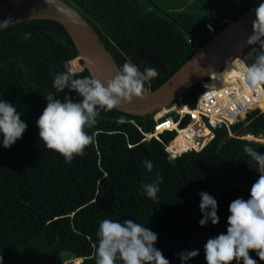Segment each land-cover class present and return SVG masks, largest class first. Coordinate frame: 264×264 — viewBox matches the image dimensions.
<instances>
[{
  "label": "trees",
  "instance_id": "trees-1",
  "mask_svg": "<svg viewBox=\"0 0 264 264\" xmlns=\"http://www.w3.org/2000/svg\"><path fill=\"white\" fill-rule=\"evenodd\" d=\"M60 1L93 28L119 69L126 60L141 71L156 69L159 75L145 83L148 92L166 82L204 44L206 37L200 36L206 23L212 22L220 31L223 22L236 21L262 0H185L176 9L162 7L156 0ZM26 34L30 35L26 38ZM75 57L70 37L55 21L30 20L0 30V100L16 106L27 124L10 148L0 145L2 264H69L71 260L95 264L97 231L105 219L121 223L132 219L156 233L154 247L169 264H181L178 253L185 249H199V255L187 264H205L204 244L226 232L229 204L237 198L248 199L259 176L256 161L244 147L264 154V146L229 138L223 128L200 151L173 157L164 150L173 132L161 134L159 141L141 142L136 125L149 132L153 117L100 110L97 123L86 129L93 143L67 163L39 140L36 121L49 94L61 102L65 95L74 102L82 99L67 88L56 93L53 87L55 74L69 73L65 64ZM255 59L248 58L247 66ZM69 69H78L75 60ZM74 76L90 75L83 70ZM198 86L182 96L191 107ZM167 117L175 115L163 119ZM242 127L243 123L236 124L231 131L237 136L264 137V113ZM144 161L153 163L151 172ZM157 176L162 182L153 200L142 193L141 185ZM202 191L217 201L216 225L199 226ZM249 255L256 264H264L255 252Z\"/></svg>",
  "mask_w": 264,
  "mask_h": 264
},
{
  "label": "clouds",
  "instance_id": "clouds-1",
  "mask_svg": "<svg viewBox=\"0 0 264 264\" xmlns=\"http://www.w3.org/2000/svg\"><path fill=\"white\" fill-rule=\"evenodd\" d=\"M254 17L251 22V35L247 38L246 43L259 45L255 62L247 66L244 58L254 48L251 47L243 55L226 61L222 68L213 72H220L232 63L238 64V61H241L245 69L242 71L244 82L241 83L240 79H237L238 83H236L239 87V94L248 95L256 92L254 89L260 88L261 95L257 105L253 106L257 101L252 102L251 106L253 107L246 110L236 121L231 120V116L225 110L222 109L218 112L217 109L220 107L213 105L202 96L200 82L205 81L208 74L196 83L199 86L193 107L185 103L181 97L162 113L149 116L153 117L155 122L153 129L149 132H144L133 121H129L137 126L136 129L143 137L141 142H149L151 139L159 141L161 134L173 132L172 140L169 144L164 145L166 153L172 155V152L167 149L172 141L180 135L184 144L195 145L182 153H173L172 156L176 157L187 152L200 151L215 139L217 130L224 128L227 130L229 138L264 146V137H256L251 133L237 136L231 131L234 125L243 123L242 128H244L254 116L264 113V87L262 86L264 84V3H260L254 10ZM10 21L9 18L8 21H4L0 25H5ZM229 23L223 22L224 27ZM218 32L216 31L213 35H207L204 32L200 37L205 36L207 40L208 37H212ZM28 35L30 34H26V38ZM158 75L159 73L154 68L148 67L141 71L137 65L127 60L116 74L104 83L93 76L74 79L75 76L71 73L55 74L53 87L56 93H61L67 88L69 91L76 92L82 99L79 102H74L71 97L65 95L64 101L61 102L53 94L45 97L47 105L36 121L39 140L43 142L46 149L60 154L65 162L70 163L75 156L83 155L84 149L93 143L94 137L89 135L86 129L94 127L97 123L96 118L99 111H110L118 107L122 101L143 98L147 94L145 83ZM170 109L172 111H169ZM172 113L175 117L163 119ZM249 115L252 117L249 118ZM20 116L16 106L0 100V136H2L0 145L5 149L15 144L27 129V124L21 120ZM212 120L214 125L211 124ZM198 122H203L204 130H202V126L196 129L195 126ZM159 124L162 125V128L157 131L156 127ZM244 152L256 161L258 179L252 184L248 199L237 198L229 204L226 232L209 238L204 244L205 264H234V262L235 264H241V262L242 264H256V261L250 257V252H255L259 259L264 261V154L248 145L244 147ZM143 165L148 172L152 171L153 163L151 161H144ZM161 182L162 177L157 176L153 182L141 185L142 193L150 199H157ZM199 196L198 207L201 213L199 226L204 227L209 222L212 225L218 224L216 199L203 191L199 193ZM157 239L156 233L132 219L125 220L123 223L105 219L100 223L97 231L95 264H117V261L120 264H169L163 253L154 247ZM198 255L199 249H185L178 253L181 264H187L189 260ZM2 261L3 257L0 256V264ZM76 261L81 262V260Z\"/></svg>",
  "mask_w": 264,
  "mask_h": 264
},
{
  "label": "water",
  "instance_id": "water-1",
  "mask_svg": "<svg viewBox=\"0 0 264 264\" xmlns=\"http://www.w3.org/2000/svg\"><path fill=\"white\" fill-rule=\"evenodd\" d=\"M260 3H264V0ZM260 3L214 36L208 37L203 45H198L195 53L161 86L147 92L143 98L122 101L114 109L141 118L158 115L201 79L222 68L226 61L243 55L251 47L254 48L244 58L247 60L256 57L259 45H249L246 41L251 35L254 10ZM9 18L11 21L0 25V30L30 20H50L60 24L77 53V57L73 59L78 66L76 71L71 72L69 69V63L73 60L66 63L67 71L73 75L86 70L90 76L104 83L119 70L93 28L74 9L60 0H4L0 2V23Z\"/></svg>",
  "mask_w": 264,
  "mask_h": 264
},
{
  "label": "built area",
  "instance_id": "built-area-1",
  "mask_svg": "<svg viewBox=\"0 0 264 264\" xmlns=\"http://www.w3.org/2000/svg\"><path fill=\"white\" fill-rule=\"evenodd\" d=\"M204 26L207 35H213L216 32L212 22L206 23ZM244 69L243 63L238 61V64L232 63L220 72L210 73L205 81L200 82L204 99L213 105L220 107L217 109L218 112L222 111V109L225 110L226 113L231 116V120L235 121L238 117L242 116L246 110L256 106L259 101V96L261 95L260 88L254 89L258 93L254 92L248 95L239 94V87L236 83H238L237 79H240L241 83L244 82V78L242 77V71ZM252 102L256 103L251 106ZM172 109L169 111H172ZM166 124H169V122H166ZM211 124L214 125L213 120ZM201 126L202 130H204L205 126L203 122H198L195 127L196 129H199ZM161 128L162 125L159 124L156 127V130L160 131ZM166 128L169 129V127ZM196 146H198L197 143Z\"/></svg>",
  "mask_w": 264,
  "mask_h": 264
},
{
  "label": "bare ground",
  "instance_id": "bare-ground-1",
  "mask_svg": "<svg viewBox=\"0 0 264 264\" xmlns=\"http://www.w3.org/2000/svg\"><path fill=\"white\" fill-rule=\"evenodd\" d=\"M195 145L193 144H184L183 141H182V136L180 135L179 137H176V139L172 142V144L168 147V151H173L172 153H181L185 150H187L189 147H194ZM182 147V148H180ZM170 151V152H171Z\"/></svg>",
  "mask_w": 264,
  "mask_h": 264
},
{
  "label": "rangeland",
  "instance_id": "rangeland-1",
  "mask_svg": "<svg viewBox=\"0 0 264 264\" xmlns=\"http://www.w3.org/2000/svg\"><path fill=\"white\" fill-rule=\"evenodd\" d=\"M159 5L166 7L167 9H176L184 3L185 0H156ZM179 10V9H178ZM182 148V147H180ZM171 151V150H170ZM173 152V151H171ZM180 153V152H179ZM173 155V153H172ZM78 261H69V264H77Z\"/></svg>",
  "mask_w": 264,
  "mask_h": 264
}]
</instances>
